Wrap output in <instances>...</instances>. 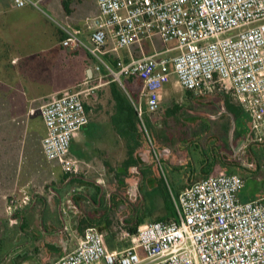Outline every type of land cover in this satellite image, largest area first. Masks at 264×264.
Listing matches in <instances>:
<instances>
[{"label": "built area", "instance_id": "2783aa9c", "mask_svg": "<svg viewBox=\"0 0 264 264\" xmlns=\"http://www.w3.org/2000/svg\"><path fill=\"white\" fill-rule=\"evenodd\" d=\"M9 1L17 9L39 8L41 2ZM95 1L99 17L92 21L89 40L64 29L60 45L85 51L95 71H103L121 87L124 80L140 83L135 108L160 166L145 115L160 111L172 75L193 94L230 93L250 116L255 132L264 131V0ZM154 38L173 45L128 61L117 57L116 66L105 61L108 54ZM90 80L54 94L40 110L46 129L44 156L70 176L83 173L82 162L71 157V147L90 122L87 100L103 85L88 86ZM242 188L243 180L235 173L195 181L177 197L172 195L174 219L144 223L135 233L119 228L114 248L101 231L89 227L76 247L52 264H264V198L242 201ZM8 200V209L14 210L29 196Z\"/></svg>", "mask_w": 264, "mask_h": 264}, {"label": "rangeland", "instance_id": "374dc122", "mask_svg": "<svg viewBox=\"0 0 264 264\" xmlns=\"http://www.w3.org/2000/svg\"><path fill=\"white\" fill-rule=\"evenodd\" d=\"M62 1L63 0H41L39 8H34L32 6L21 9L11 8L8 13L0 15V19L10 26L11 35L13 37H21L28 41V52H30L28 54H33V58L30 60L35 64V69L31 70L33 75L30 76L29 83L40 81L42 85L39 87V91L44 93L48 91L47 89L52 90L54 87H67V90L74 89L79 84H83L88 77L86 74H82L78 77L79 71L81 70V63L78 57L84 58L85 51L81 50L82 53L79 54V51H69L60 46L59 39L61 37V31L66 28L73 30L74 24L77 23L82 25L83 21L81 11H77L76 9L78 7L77 0H72L70 5V16H65L67 14L62 10ZM85 41L87 40L85 39ZM172 45L173 44H169V46H166L160 39L154 38L151 41L144 40L128 50H121L119 55L123 59L131 55L134 58H140L144 55L166 51ZM94 68L95 66L93 65V69ZM96 74L97 76L88 86H95L98 85V83L103 85L95 90V96L92 95L87 100V105L90 107L88 112L90 122H100L107 118H111L114 111V104L108 90V82H110L112 78L106 76L103 71L101 73L96 72ZM99 75L103 76L101 80ZM80 88H86V86L83 85ZM122 89L133 97L136 102L140 100L141 85L138 81L124 80V87H122ZM197 95L199 94L191 93L189 95L187 91L180 86L177 77L172 75L170 83L162 92L161 112L154 115L148 113L145 115L147 129L154 146L161 151L163 150V146L171 145L175 153L178 154L177 158L180 159V163L177 164L178 167L186 164L187 159H189L188 151H196L193 145L196 140L202 143V149L210 150L212 145L217 143V134H219L221 137H219L221 140V150L229 155H231V151L239 152L240 145L243 142V139L237 137L238 131H235V127L233 129L230 125L229 119L233 118L230 114L227 113L222 120L199 118L202 113L196 110L193 102L211 101L218 107L223 105L226 95L231 96L232 99H234V97L226 91H219L206 97ZM233 101L236 102L235 99ZM174 106H179L180 110L170 113L168 110ZM214 111L215 109L209 108L207 112L211 114ZM37 119L39 118L28 117L19 120L24 128L26 124L25 137L28 145L37 141V132L40 133L43 131L41 129L40 120H38V122ZM149 125H151L152 129H150ZM95 130L94 126H86L82 129L81 134H83V138L84 136L85 138H90V135L93 134ZM147 142L148 144H146L151 146L148 140ZM260 143L263 144L260 145ZM244 145L247 146L241 150L238 155L243 161L246 160L247 156L250 157L251 146H253V155L259 162L258 171L252 173L250 171L229 170L226 168H222L221 170H224L228 174L237 173L243 178L245 185L239 193L240 200L246 201L258 197L264 198V131L252 136ZM148 150L149 148L145 145L141 153L142 156H145L146 161L148 160L149 162L153 159L151 154L148 153ZM71 157L76 159L82 157L81 148L78 144H72ZM109 158L113 166L112 168H115L122 165L126 156H123V153L120 151L118 153L115 152ZM26 165L27 163H24V169ZM60 167L57 161H49L48 163L44 155H40L38 157V166H31L29 169L31 172L37 174L36 178L39 180L46 179V177L50 175V172L54 171L56 175L53 176L51 174L50 179L46 182L52 186V184L55 183V179L59 177ZM89 169L90 167L83 165V173L81 175L86 177H97L100 174H92L91 172L93 170L90 169L89 171ZM106 172L108 175L107 177H110V182L107 180V191L102 204L96 206L93 202L89 205L83 203L81 213L79 212L78 215H75L77 218L81 217L82 213H86L88 215H93L94 220H100L108 207V194L114 189L116 193L120 192L125 194V196L128 194L129 196H133L131 197L133 200L129 202L136 214L139 215L140 221H138V223L153 222L160 217L171 216V211L164 208L165 198L169 196L171 198L172 195L177 197L179 191L187 187V181L182 171H173L169 169L165 161H162L161 166L156 172L160 178L157 176L151 177V186L145 181L141 182L134 169L130 171V177L126 181L124 187H118L114 182V179H116L115 172L108 170H106ZM153 172L152 170L148 171V174H155ZM33 185L35 184L30 183L29 186L27 188L24 187V189L21 188L22 186L18 185L15 187L13 193L19 194L20 190H25L27 194H31L36 190V187H32ZM78 185L79 184L76 183L75 187H78ZM46 190L47 188H45L44 192H46ZM67 193L68 191H61V195L63 196ZM259 194L260 196H258ZM21 195V198L18 196L19 199L23 198V194ZM81 198L83 197L79 196L78 203L83 201ZM116 206L117 204H115V208L111 210L109 220L104 223V225L106 224V228L108 227L105 232L107 235L106 238L108 243L113 246L112 248L118 244L119 227L122 226L121 219L131 214V209L127 211L125 206L121 207V205L120 209H117ZM52 207L53 206L50 205L42 209L37 208L30 217L28 214L23 215L22 222L24 221V223L20 229L17 225L18 223L12 224L16 220L14 216L13 221L10 220V215H5L0 218V264H39L40 262L41 264H52L61 257L59 256L60 254H63L62 248H64L63 244H65V242H75V237L73 236V234H75V228H77L79 232H84L86 228L90 227L82 222L81 220L83 219L81 218L74 224L76 219H73L72 216L74 215L68 212L69 231H65L62 237H60L61 235H53L54 233H52L50 237L42 235L50 230H58L61 227L62 220L60 212L56 205V208L53 207V209H50ZM122 210L124 211L122 212ZM91 226L96 227L95 224ZM57 240H62L63 242L61 243ZM119 245L122 246V244ZM51 246H55V250L54 248L51 249ZM37 249L41 251L40 254H37Z\"/></svg>", "mask_w": 264, "mask_h": 264}, {"label": "crops", "instance_id": "0c3cea01", "mask_svg": "<svg viewBox=\"0 0 264 264\" xmlns=\"http://www.w3.org/2000/svg\"><path fill=\"white\" fill-rule=\"evenodd\" d=\"M77 1L78 7L76 9L77 11H81L83 21L82 25L77 23L74 24L72 31L77 32L81 38H84L83 40L86 39L88 41L91 34L92 21L99 17V9L95 0ZM11 8L12 7L9 0H0V15L8 13L9 9ZM62 10L64 13H66L63 7ZM65 16L70 15L67 14ZM63 30L61 32L64 34ZM28 44V41H26L24 38L13 37L11 35L10 26L0 19V218L5 215H10L12 212H14L13 210L8 209V199L10 196L16 195L17 197L19 196V198H21V194H27L25 190H20L19 194L17 193L18 195L14 194L15 192L13 193V191L15 187L20 185L22 186L21 188L24 189V187L27 188L30 183H34L35 185L32 187H36V190H34L31 194H27L29 198L31 197L33 199V204L30 208H25V210L23 209L24 206L20 205V207L14 209L15 213L20 214L24 211H31L33 214L35 209H42L40 203L43 200L47 201V205L45 207L50 205L55 207V203H53V201L55 200L54 197H56V193H54V191H57L56 188H60L64 190V192L68 191V193L64 196H60V204L58 206L56 205V207L58 208L60 214L64 216L66 225H68L69 220V217L67 216L68 212L74 215L72 218L76 219L75 221L73 220L74 224H76L80 218L87 219L85 214H82V216L78 218L75 216L78 215L79 212L81 213L80 209L83 206V203L85 205H89L91 202H94V199L100 202L104 200L105 193L107 191V180L110 182V177H107L108 175L106 172V170H110L107 168V166L109 165L115 172L121 171V165L112 168L113 166L110 163L109 157L115 152L118 153L120 151L123 153V156H126V149L124 148L123 141H121L120 137L113 129L111 122L112 118H107L106 120H102L100 122H90L88 126H94L96 129L95 132L90 135V138H85V136L83 138V134L80 132L77 134L72 143L78 144L81 148L82 157L78 158V160H80L84 166L90 167V169L93 170L91 172L92 174L100 173L97 177L93 176L89 177L90 179L88 178L87 181L90 182V186L87 185V189L84 190L85 186L78 188L75 187V184H70V179L62 182L67 175L62 171L61 167L59 177H57L58 179L55 177V183L52 184V186L46 182L50 179L51 174L53 176L56 175L54 171L50 172V175H48L46 179L39 180L36 178L37 174L31 172L29 168L31 166H38V157L40 155H44L42 150V140L45 136L46 129L41 118L40 110L50 100L51 96L61 91L67 90V87H54L52 90L47 89L48 91L44 93L39 91V87L42 85L40 81L29 83L30 76L33 75L31 70L35 69V64L30 60L33 58V54H28L30 53L28 52ZM78 53H82L81 50H79ZM84 53V58L78 57L81 63V70L79 71L78 77L82 74L88 75V71L91 70L92 76L90 79L95 78L97 74L93 69V60L86 52ZM112 55L120 57L119 52L113 53ZM130 57L133 56L131 55L126 59L130 60ZM28 117L39 118L37 121L40 120L41 129L43 130L40 133L37 132V141L30 145L27 144V139L25 137L26 124L24 128L19 121ZM163 147H165V149L160 151L163 157L161 161H165L169 169H172L173 171H182V174L187 181V187H189L195 181L216 174L220 170L213 169L212 171H208L205 166H201L202 158L200 159L199 153L188 151V156L195 166L192 177V179L195 181L192 182L189 178L190 175L187 174V166H177V164L180 163V159L177 158L178 154L175 153V151L172 149V146L170 145ZM24 163H27L25 169L23 168ZM114 182L118 187H120L123 184V179L121 181L114 179ZM45 188H47L46 192H44ZM98 189L100 190L99 193ZM182 191L183 190L181 189L178 195ZM115 193L116 191L112 189L108 194V199H111L110 195H115ZM79 196L83 197L81 198L83 199L81 203H78ZM258 196H260V194ZM259 198L261 197L246 201H252ZM74 202H76L79 207H77ZM53 207L50 209H53ZM10 219L13 221L11 216ZM16 223H18L17 225L19 229L23 226V224L19 223V219L17 222H13L12 224ZM67 229L68 227L66 230ZM77 230L78 229L75 228V234H73L75 237V242H65V244H63L64 248H62L63 254H60L59 256L62 257L64 254L72 251L76 247L78 242V238L76 237ZM59 232L61 233V231H58L54 232L53 235H59ZM42 235L50 237L51 233L46 232ZM57 241L61 243L63 242L62 240ZM40 252L41 251L37 249V254H40ZM39 264H41V262Z\"/></svg>", "mask_w": 264, "mask_h": 264}, {"label": "flooded vegetation", "instance_id": "af4514ba", "mask_svg": "<svg viewBox=\"0 0 264 264\" xmlns=\"http://www.w3.org/2000/svg\"><path fill=\"white\" fill-rule=\"evenodd\" d=\"M216 92H219V91L218 90H213L211 92H204V93L199 94L197 96H200V97H202V96H204V97L211 96V95L215 94ZM224 99H225V97H224ZM193 102H194V105L196 107V110L202 113V115L199 118H206L207 120L209 118H212V119L214 118V119H217V120L218 119H221L222 120V118H225V116H226L227 113L230 114L233 117V115L227 110V108L225 106V102H223V105L222 106H218V107L215 106L213 104V102H211V101H208V102L193 101ZM236 102H235V104L236 105H239L241 107V105L238 102L237 103ZM175 107L176 106H174L173 108H171L168 111H170V113L175 112V109H176ZM209 108L210 109L213 108V109H215V111L210 114L209 112H207ZM242 110L245 113V118H247L245 123L244 122H240V121H238V122L235 121V118L234 117L229 119V122H230V125L232 126V128L234 129V127H235V131L236 130L238 131L237 137L240 138V139H243L242 140L243 142L241 143L240 148H239V152H241V150H243L247 146V145H244V143H246L247 141H249L250 138H252V136H254L255 134H258V133L255 132V129L253 128V124H252V121L250 119V116L244 111L243 108H242ZM159 112H161V108H160V111ZM159 112H157V113H159ZM157 113H155V114H157ZM150 115H154V114H150ZM206 119H204V120H206ZM217 137H218L217 143L213 144L210 150L202 149V146H203L202 143L201 142H198L197 140L193 144L194 145V148L196 150L195 152L196 153H199L200 159L202 158V164H201V166H205V168H207L208 171L209 170L212 171L213 169L214 170H219L220 169L217 173L225 172L224 170H221L222 168H226V169H229V170H243V171H248V172L250 171L252 173L258 171V163L259 162L257 161V159L253 155V149H252L253 146H251L250 157L247 156L246 157V160L243 161L241 159V157L238 155L239 152H237V151H234V152L231 151V155L225 154V152L221 150V146H220V142H221L220 138L221 137H220L219 134H217ZM146 143L148 144L147 138L144 141V146L146 145L149 148L148 153L151 154L153 160L152 161L150 160L149 162H148V160L146 161L145 156H142V153H141L142 150H141L140 153H139V158H141L139 165L136 166V167H134V168H132V169H130V171H132L134 169L135 173L138 175L139 180L141 182H144L145 181V182H147V184H149L151 186V183H152L151 177L153 178L154 176H157L158 178H160V176L156 173L157 170H158V168L160 167V165L156 161V159H155V157L153 155V152H152L151 147L149 145H147ZM261 144H263V143H260V145ZM255 146H257V145H255ZM231 148H233V147H231ZM142 149H144V147ZM163 149H165V147H163ZM158 152L160 154L161 159H163L162 153L159 150H158ZM140 155H141V157H140ZM162 161H161V163H162ZM184 166H187L186 168H188L187 174L190 175L189 176L190 181H192V182L195 181L194 179H192L193 173H194L193 171H194V167L195 166L192 163V161H191L190 158L187 159V162H186V164ZM151 170L154 171L153 173H155V174L149 175L148 174V171H151ZM130 171H129V174H130ZM235 174H237V173H235ZM66 175L67 176H65V178L63 179V182L66 181L67 179H70V184H76V183L72 182V179L73 178H76V177L77 178H80V179H83L86 182H88L87 180L89 178V177H86V176H83V175H79V176H70L68 174H66ZM129 177H130V175H128L126 177H122V179H123L122 186L123 187L126 184L125 181H127L129 179ZM242 180H243V178H242ZM88 183H90V182H88ZM244 185H245V182L243 180V187H244ZM82 186H85V189L88 187L87 185H82ZM80 187L81 186L78 185V188H80ZM139 187H141V186H139ZM152 188H154V187H152ZM56 190L57 191H54V193H56V195H55L56 197H54L55 200L53 201V203H55V205L58 206L60 204V199H61L60 198V196H61L60 191L62 189H60V188L57 189L56 188ZM99 192H100V190L98 189V193ZM52 196H54V195H52ZM110 196H111V199H108V207L106 208V210H105V212H104V214H103V216H102V218L100 220H97L96 221V220H94V216L93 215H88L86 213H82V214H85V217L87 218L88 223H90V225H87V226L94 227V226H91V225H94L95 224L96 225V228L99 231H101L106 237H107V235H106L105 232L107 231V228L108 227L106 228V226H105L106 224L104 225V223L109 220V217H110L109 215L111 213V210H113L115 208V204H117V206H116L117 209H120V206L121 205H122L121 207H124L125 206L127 208L126 209L127 211L129 209H131V214L126 215L125 217H123L121 219L122 226H120L119 228H123V227L125 228V226H133V225H136L138 223V221H140L139 215L136 214V212L134 211L132 205L130 204L131 200H133V198H131V197H133V196H129V194L127 196H125V194H122L120 192L119 193H115V195L112 194ZM95 200H94L93 203H95L96 206L99 205V204H102V201L100 202V201H97L96 200V202H95ZM69 202H71V201H69ZM74 203H76V202H74ZM32 204H33V199L30 197L29 200H28V202L25 205H23L24 206L23 209L25 210V208H30ZM46 205H47V201L46 200H43L40 203V206H42V208H44ZM75 205L77 207H79L78 204H75ZM13 211L14 212H12L10 214V216L12 218H13V216L15 217V219H16L15 222H17V220L19 219V223L22 222V219H23L22 216L23 215L28 214L29 217H30V215H32V212L31 211H29V212L28 211H24V212H22L20 214L19 213H15V210H13ZM80 211H82V210L80 209ZM123 211L124 210H122V212ZM31 217H33V216H31ZM60 217H61V220H62V224L60 225L61 227L58 230H55V231H51L50 230V231H48V233H51L52 234L54 232L61 231V233L60 232L59 233L62 236V234L65 231L68 230V229L66 230V228L68 227V225H66L64 216L62 214H60ZM83 220H81V221L83 222ZM23 223H24V221L22 222V224ZM84 232H81V231L79 232L77 230V233L78 234L76 233V237L78 238V241L83 236ZM56 235H58V234H56ZM53 248H55V246L54 247L51 246V249H53Z\"/></svg>", "mask_w": 264, "mask_h": 264}, {"label": "trees", "instance_id": "16d2710c", "mask_svg": "<svg viewBox=\"0 0 264 264\" xmlns=\"http://www.w3.org/2000/svg\"><path fill=\"white\" fill-rule=\"evenodd\" d=\"M72 3V0H63L62 1V7L65 10L67 14H70V5ZM64 38L63 33L61 32L60 41ZM79 50L73 51L78 52ZM105 61L108 62L109 65L116 66L117 57L112 54H108L105 56ZM125 61H128V59H125ZM94 78H92L90 81H92ZM133 79H130L131 81ZM135 81V80H134ZM108 90L111 96V100L114 104V111L111 116V122L114 131L117 133V135L120 137L121 141L124 143V148L126 149V159L120 166V172H115L111 167L108 165L107 168L112 172H115L116 179L119 181L122 179V177H126L129 175L130 169L136 167L139 165L141 158H139V153L144 147V141L146 140V136L144 131L141 128V123L138 117V113L135 108L136 101L128 95L122 87L114 81L108 82ZM103 93V92H102ZM187 93L190 95L191 93L187 91ZM231 96L226 95L224 102L227 110L233 115L235 118V121L240 122H246L245 113L243 112L242 108L239 105H236L233 101ZM87 112H89L90 107L86 104L85 105ZM175 112H178L179 106L175 107ZM150 129L151 125H149ZM72 151V147H71ZM141 157V155H140ZM72 182L82 185H90V183L84 181L80 178H73ZM76 204V203H75ZM164 208L166 210L171 211V216H165L160 217L156 221H169L176 217V211L173 206L172 200L169 197L165 198L164 200ZM83 222L87 225H90L88 223L87 219H84ZM144 223L139 222L135 226L129 227L125 226L131 233H135L138 227L143 225ZM110 247H113L111 244H109Z\"/></svg>", "mask_w": 264, "mask_h": 264}, {"label": "water", "instance_id": "95a60500", "mask_svg": "<svg viewBox=\"0 0 264 264\" xmlns=\"http://www.w3.org/2000/svg\"><path fill=\"white\" fill-rule=\"evenodd\" d=\"M88 76H89L88 78H91V76H92L91 70L88 71Z\"/></svg>", "mask_w": 264, "mask_h": 264}]
</instances>
